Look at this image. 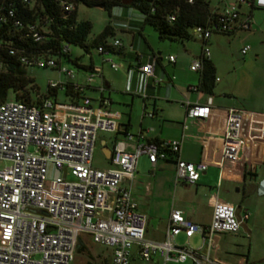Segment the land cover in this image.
I'll list each match as a JSON object with an SVG mask.
<instances>
[{
    "label": "built area",
    "instance_id": "built-area-1",
    "mask_svg": "<svg viewBox=\"0 0 264 264\" xmlns=\"http://www.w3.org/2000/svg\"><path fill=\"white\" fill-rule=\"evenodd\" d=\"M56 1L62 18L74 9L70 0ZM238 4L264 9V0H231L212 6V14L206 21L191 27L201 46L197 58L188 65L190 70H199L201 59L209 58L206 43L212 32L249 28L250 18L240 14ZM6 14L12 16L11 10L7 9ZM167 19L171 20L172 15H167ZM12 24L22 26L17 18L12 19ZM24 34L35 41L50 37L44 25L37 26L34 22L26 24ZM108 45L120 48L121 41L113 38ZM246 49L247 46H242L241 53ZM61 51L68 52L67 44ZM94 51L110 68L121 66L110 58H103L104 53L110 52L103 45H97ZM139 56L135 52V57ZM166 59L172 62L174 56L167 54ZM20 60L27 65L56 68L63 77L48 79L46 87L64 90L69 83L80 96L64 101L44 97L35 103L13 99L0 102V264H69L82 234L110 248L109 264H131L133 245L137 246L142 261L158 255L163 262L190 260L193 264H221L207 252H201V246L211 248L217 233L237 232L248 213L236 215L235 204L219 198L216 190L207 196L211 210L207 224L199 225L187 219L182 210L171 208L163 238L154 240L144 236L146 217L137 209L131 193L136 158L144 154L153 163L157 157L164 158L166 151L177 153L181 140L156 143L144 138L140 129L135 134L123 131L122 137L113 142L110 166H95L91 158L96 132L118 130L120 119L118 111L106 107L104 98L100 97L93 104L84 92L100 75V65L90 64L83 78L78 80L74 79V72L61 63L60 57L21 54ZM156 60L155 53H148L139 69L145 77L158 83L161 77L154 74ZM97 88L103 89L102 81ZM190 88L197 89V86ZM183 105L186 115L201 121L216 117L217 129L206 128L199 140L205 154L209 147L218 150L219 158L214 163L220 168L226 163L264 155V113L216 107L208 95L203 103L184 100ZM144 114L152 115L150 111ZM134 136L132 149L126 150L125 143ZM244 151L245 157L242 156ZM205 156L197 161L176 157L175 181L194 183L208 163ZM48 164L58 171L53 178L46 177ZM195 231L201 235V244L190 248L187 239ZM180 232L185 242L177 245L173 239Z\"/></svg>",
    "mask_w": 264,
    "mask_h": 264
},
{
    "label": "rangeland",
    "instance_id": "rangeland-1",
    "mask_svg": "<svg viewBox=\"0 0 264 264\" xmlns=\"http://www.w3.org/2000/svg\"><path fill=\"white\" fill-rule=\"evenodd\" d=\"M228 1L231 0H209V5L220 6ZM240 7L242 10L247 5L242 4ZM251 12L249 29H236L233 32H212L210 34L206 46L209 50L210 61L214 66V76L217 77L210 94L217 98L227 99L229 104L233 102L235 108L261 109L264 106V9L253 7ZM75 13L77 20L90 22V29L87 34L88 42L104 25L109 24L113 27V32L107 35V40L111 41L113 37L119 38L125 45L124 49L131 37V29H128V26L134 27L136 22L142 19L137 9L130 5H113L110 9H105L77 3ZM128 23L129 25H127ZM126 25L127 27H125ZM189 34L188 38L181 41L159 38L156 31L147 23H144V28L140 34L135 31V50L142 53L159 51L161 56L170 52L179 57L174 66L170 65L175 69L173 72L175 79L171 85L172 90L163 91L160 95L159 106L160 108L164 107L166 116L174 117L180 114L179 99H184L185 93H188L185 84L197 81L198 71H188L187 63L193 55L199 53L200 41L192 34L191 29H189ZM242 46H247L244 53L240 51ZM67 49L69 59L66 56H61L60 61L74 72L76 79H82L87 70L74 64L72 59L83 65L88 64L91 59L93 62L96 61L94 63H99L100 54L95 52L91 46L87 51L78 44L69 43ZM102 56L124 65H126L127 58L129 59V57L111 52L104 53ZM52 57L56 59L57 56L53 55ZM161 62L164 64L165 61L161 59ZM131 64L134 65L135 63L132 62ZM24 70L28 76L33 78L38 92L45 91L48 79L55 80L58 78L57 70L54 67L26 65ZM125 73V68L119 67L113 71L103 66V74L110 84L109 95L112 104L118 108L124 120L129 113L130 122L134 124L141 109L140 98L135 94L133 95V103L130 102L131 93H127L124 88ZM160 85L164 84L161 83ZM8 98H12L10 93ZM49 98L53 99V96H49ZM54 98L58 101H64V92L57 90ZM102 135L107 136L105 133ZM91 162L98 167L105 164L99 144H96L93 150ZM260 167L257 166V171ZM57 174L58 171L51 164H48L46 177L53 178ZM215 174L216 170L209 167L199 177L197 186L177 184L173 190V163L160 162L156 167H151L146 156L140 154L136 158L132 188L135 199L140 207L145 208L146 217L151 224L166 212L172 199L175 204L185 206L188 212L192 211L196 220L207 221L211 210L210 206L207 205L205 190L209 185L214 184ZM144 185H147L149 189L146 193L143 192ZM238 187L239 190L235 191L233 184L227 185L222 182L218 190L220 195L227 192L236 204L245 206L248 210V218L240 225L237 232L219 233L218 239L209 251V256L221 264H264V172L261 175L257 174L253 181ZM82 241L85 250L75 252L69 264H84L87 260L93 261L95 264H107L110 251L108 246L93 242L86 234H82ZM173 241L177 245L183 244L185 242L183 233L177 234ZM199 243L200 234L195 231L189 236L187 246L196 248ZM138 263L144 264L140 261ZM165 264L193 263L190 260H185L183 262L168 261Z\"/></svg>",
    "mask_w": 264,
    "mask_h": 264
},
{
    "label": "crops",
    "instance_id": "crops-1",
    "mask_svg": "<svg viewBox=\"0 0 264 264\" xmlns=\"http://www.w3.org/2000/svg\"><path fill=\"white\" fill-rule=\"evenodd\" d=\"M242 4H238V10L240 12L241 15H246V16H251V11L253 7H257V6H250L247 5V7H245L244 9L241 10V6ZM246 6V4H245ZM260 8V7H257ZM263 9V8H262ZM138 14H140V12L137 10ZM141 16V14H140ZM142 17V16H141ZM130 23V22H129ZM129 23L127 25H129ZM250 24H251V20H250ZM127 25L125 27H127ZM112 28V32H113V27ZM144 28V22L142 21V19H139L138 22H136L134 27H129L128 29H131V37H130V41L128 42L126 48L124 49V44L121 41V47L120 50L118 51H112L111 53L113 54H117V55H122V56H126L129 57V59L127 58L126 61V65H124L123 63L120 62L121 66L120 68H125L126 73H125V80H124V88L125 91L127 93H131L130 94V102L133 103V95H138L140 98V112H139V116L137 118V121L132 124L131 118H130V114L128 113L126 115V119L124 120L122 117V114L119 112L118 108L115 107V105L112 104V99L110 98L109 95V88H110V84L109 81L105 78L104 74H103V66H106L108 68L109 65L107 63V61L103 60L101 61V55L99 56V63H94L96 61L93 62V60L91 59L90 62L88 64H84L86 67L83 68L84 70H87V66L90 64H99L100 65V75L98 77H95L94 80L92 81V83L84 88V92L85 94L89 95L91 98V102L94 104L98 101V99L100 97L104 98L106 101V107L112 110H116L120 113V119H119V129L116 131H105V130H98L96 132L95 135V145L93 150L96 147V144H99V148L101 150V153L103 155L104 158V166L101 167H108L110 166V162H109V157L111 154V148L113 145V142L115 141V139L117 138H121L123 131H128L130 133L135 134L139 129L142 130L144 138H149V139H157L159 141L161 140H167V139H180V147H179V151L177 153H171L169 151L165 152V157L164 158H160L157 157L155 159V161L153 163L149 162L147 157V161L149 163V165L151 167H156L158 165V163H162V162H172L173 163V175H172V189L175 190L177 184H189V185H194L197 186V181L199 179V177L205 173V171L207 170V168L212 167L216 170V174H215V182L213 185H209L206 190H205V197L208 196V194L214 190H216L217 195L219 198H221L222 200L225 201H229L232 202L233 204H235V213L236 215L241 214L242 212L246 211L248 213V210L245 206L240 205V204H236L231 198H230V194L229 193H225L224 195L219 193V188L221 186V183L224 182L227 185H234V189L235 191L239 190V185L243 186L245 185L247 182L253 181L256 177L257 174H262L264 172V163L262 162V158H256V159H250L247 161H244L243 159H241V161L238 162H234V163H226L222 168H220L218 165H216L214 163V161L218 160L219 158V154H218V150L214 149L212 147H209L207 149V153L205 154L202 147H201V142L199 140V136H201L203 133H205L206 128L210 129V130H215L217 129V119L215 116L211 117L210 119H208L207 121H201L196 117H192V116H188L186 115L185 112V107L183 105V101L184 100H188L189 102H198V103H203L205 101L206 96H210L211 97V104L213 106L216 107H234V104H232L233 102H231V104L228 103L227 99H221V98H217L212 96L210 93H205L201 90L197 89H191V86H196L197 81L195 83H190L187 82L185 84V88L187 90L188 93H185V98L179 99V104L181 106V112L179 115L177 116H166L164 114V107L160 108V104L159 101L160 100V95L164 92H168L170 90H172V84L174 82L175 76H174V70L170 65L174 66L176 64V62L179 60L178 55H175L174 53H170L167 52L164 55H160L159 51H156V55H157V60L155 62L154 65V74L156 76H160L161 77V81L158 83H155L151 80L150 77H145L143 75V73L140 71L139 69V65L146 60V56L148 53H154L152 51L149 52H139L137 50H135L136 48L134 47L135 45V31H138V33H141V30ZM249 29V28H248ZM133 30V31H132ZM117 38V37H114ZM200 46H201V42H200ZM135 52H138L140 54L139 57H135ZM200 52V51H199ZM167 54H172L174 56V61H168L166 59V55ZM199 55V53L197 55H193L191 57V59L188 61L187 63V68L188 71H194V70H190L188 65L189 63L197 58V56ZM107 59V58H104ZM133 59V61H132ZM161 59H163L165 62L164 64H162ZM210 59V58H209ZM134 62L135 64L132 65L131 63ZM134 66V67H132ZM136 66V67H135ZM119 67H117L116 69H112L111 70L115 71L117 70ZM62 77L61 75L58 74V78ZM133 78H134V82H133ZM74 79L75 76H74ZM217 79V77H215V80ZM80 80V79H78ZM197 80H198V76H197ZM214 80V81H215ZM102 81L103 84V89L99 90L97 88V86L99 85V83ZM161 83H163L164 85H160ZM67 99V97H65V100ZM130 107V105H129ZM262 107V106H261ZM238 108V107H236ZM130 109V108H129ZM242 109H246V108H242ZM247 110H252V111H257V112H261L264 113V106L261 109H250L247 108ZM150 111L151 112V116H148L146 114H144V112ZM183 125H185L183 127ZM147 131H144V129H147ZM103 133H105L107 136L102 135ZM140 139H138L139 141ZM136 141V137L134 136L133 139L127 141L125 143V149L126 150H131L133 147V144ZM245 152H242V156L245 157ZM93 153V151H92ZM208 161L205 169L203 171H201L196 179V181L194 183H185L183 181H175L174 179V160L176 157H179L181 159L184 160H188V161H197L201 158H204ZM263 157V156H262ZM92 159V158H91ZM257 166H261L259 168V170L257 171ZM151 173V170L149 171ZM134 178H135V172H134ZM134 178L132 180V184L134 181ZM143 189L144 193L148 192V187L147 185H144ZM197 187L195 188L196 191ZM131 193L133 198L135 199L134 196V192H133V188L131 187ZM136 204H137V209L141 212H143L145 214V208H142L139 206L137 200L135 199ZM171 208H178L180 210H182L183 215L191 220V221H196L199 223H202L201 225H205V223L209 222L210 219V212H209V216H208V220L207 221H198L196 220L194 213L192 211L188 212L187 208L185 206H181V204H175L174 200L172 199L171 202L168 205V209L166 210V212L161 216L158 217L156 220H152L153 224H151L149 222V220L146 217V222H145V226H144V236L146 238H150V239H154V240H161L163 238L164 235V229H165V225H166V221H167V215L168 212ZM248 218V216H247ZM246 218V219H247ZM151 221V220H150ZM245 222V221H244ZM244 222H242L241 224H243ZM200 234V233H199ZM218 234H215L213 236V240H214V244L216 239H218ZM158 235V236H157ZM161 235V236H160ZM81 242H83L82 240H80ZM188 241V239H187ZM201 244V235H200V243L197 247H199ZM196 247V248H197ZM213 248V246L211 248H205L204 246H201L200 250L201 252H207L209 254V251ZM137 260V261H136ZM144 262V264H165L166 262H163L162 259L158 256V255H153L152 258L149 261H142L137 254V246L133 245L131 247V264H139L138 262ZM110 262V251H109V258H108V262L107 264H109ZM175 262V261H173ZM183 262V261H181Z\"/></svg>",
    "mask_w": 264,
    "mask_h": 264
},
{
    "label": "trees",
    "instance_id": "trees-1",
    "mask_svg": "<svg viewBox=\"0 0 264 264\" xmlns=\"http://www.w3.org/2000/svg\"><path fill=\"white\" fill-rule=\"evenodd\" d=\"M74 3V9L65 18L60 16L56 0H31L29 3L23 0H0V102L9 99L23 100L26 102H40L44 97L53 96L57 90L47 88L44 92H38L33 78L25 73L27 65L20 60L22 55L38 56H66L69 52H62L64 44H78L85 50L89 47L95 48L103 45L110 52L118 51L120 48L108 47L107 35L112 34L109 24L87 41L90 29L88 20H77L75 8L77 3L88 6L102 3L103 8L110 9L113 5H130L136 8L144 23L149 24L156 31L159 38H170L181 41L189 37V29L196 24H202L212 14V6L209 0H130L123 4L120 0H70ZM10 9L12 16L6 14ZM171 14L172 19H167ZM17 18L22 26L12 24V19ZM45 20V22H44ZM35 23L37 26L44 25L50 37L46 40L35 41L25 35L27 23ZM233 32V31H227ZM114 38V37H113ZM119 39V38H118ZM120 40V39H119ZM12 50L10 52L9 50ZM74 64L85 68L72 59ZM89 66V65H88ZM87 66V67H88ZM198 71L197 88L205 93H211L215 80L214 66L209 58L201 59V68ZM64 96L68 99H77L79 91L71 89L68 83L64 90ZM158 143L159 140L151 139ZM85 245L81 242L76 252L84 251ZM84 264H95L87 260Z\"/></svg>",
    "mask_w": 264,
    "mask_h": 264
},
{
    "label": "water",
    "instance_id": "water-1",
    "mask_svg": "<svg viewBox=\"0 0 264 264\" xmlns=\"http://www.w3.org/2000/svg\"><path fill=\"white\" fill-rule=\"evenodd\" d=\"M120 2L123 3V4H127V3L130 2V0H120ZM94 6L99 7V8H103V4L102 3L95 4ZM262 162L264 163V155L262 157ZM40 212L44 213V211H42V210H40ZM80 243H81V241L78 240V244L77 245H79Z\"/></svg>",
    "mask_w": 264,
    "mask_h": 264
}]
</instances>
